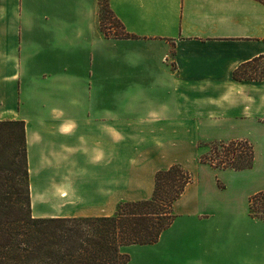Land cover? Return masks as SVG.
I'll return each mask as SVG.
<instances>
[{"label":"crops","instance_id":"crops-1","mask_svg":"<svg viewBox=\"0 0 264 264\" xmlns=\"http://www.w3.org/2000/svg\"><path fill=\"white\" fill-rule=\"evenodd\" d=\"M103 0H0V122L25 123L34 219L113 217L150 200L155 175L192 176L154 245L127 264H264V56L255 0H105L133 39L99 27ZM247 142L252 169L218 170L212 144Z\"/></svg>","mask_w":264,"mask_h":264},{"label":"trees","instance_id":"trees-1","mask_svg":"<svg viewBox=\"0 0 264 264\" xmlns=\"http://www.w3.org/2000/svg\"><path fill=\"white\" fill-rule=\"evenodd\" d=\"M255 1L264 5V0ZM101 2L100 23H109V31L120 30L115 39L135 38ZM232 76L237 82H263L264 56L241 65ZM200 162L218 170H250L254 150L247 142L212 144L210 158ZM191 182V174L174 165L156 173L150 200L122 203L113 217L34 219L25 123L0 122V264H127L122 249L156 244L173 224L174 204ZM249 213L264 221V192L250 199Z\"/></svg>","mask_w":264,"mask_h":264},{"label":"rangeland","instance_id":"rangeland-1","mask_svg":"<svg viewBox=\"0 0 264 264\" xmlns=\"http://www.w3.org/2000/svg\"><path fill=\"white\" fill-rule=\"evenodd\" d=\"M105 0H103V2H104ZM103 2H101V3H103ZM99 7H100V5H99ZM98 21H99V27H100V29L102 30V32L104 33V34H106L107 36H109V37H113V38H115V36L117 35V33H120V30H117V29H115L114 28V30L113 31H109V30H107V26L106 25H108L109 23H107V22H102V24L100 23V20H99V10H98ZM102 27V28H101ZM105 28V29H104ZM210 154H211V146L208 148V153L206 154V155H203V157H207L208 159L210 158ZM208 163V162H207ZM216 163V162H215Z\"/></svg>","mask_w":264,"mask_h":264}]
</instances>
